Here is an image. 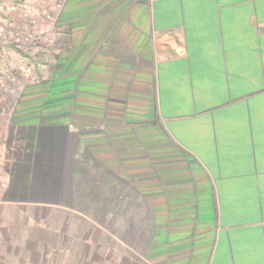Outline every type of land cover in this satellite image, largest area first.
I'll list each match as a JSON object with an SVG mask.
<instances>
[{
    "label": "crops",
    "instance_id": "1",
    "mask_svg": "<svg viewBox=\"0 0 264 264\" xmlns=\"http://www.w3.org/2000/svg\"><path fill=\"white\" fill-rule=\"evenodd\" d=\"M60 25L0 210L56 197L125 264H264V0H69Z\"/></svg>",
    "mask_w": 264,
    "mask_h": 264
},
{
    "label": "rangeland",
    "instance_id": "2",
    "mask_svg": "<svg viewBox=\"0 0 264 264\" xmlns=\"http://www.w3.org/2000/svg\"><path fill=\"white\" fill-rule=\"evenodd\" d=\"M33 132L17 115L2 128L0 142H33ZM33 194L26 204L0 210V264H125L119 248L105 246L103 229L92 228L81 215L74 220L71 213H58L56 197ZM46 202L54 206H39ZM60 203L72 206L67 199Z\"/></svg>",
    "mask_w": 264,
    "mask_h": 264
},
{
    "label": "built area",
    "instance_id": "3",
    "mask_svg": "<svg viewBox=\"0 0 264 264\" xmlns=\"http://www.w3.org/2000/svg\"><path fill=\"white\" fill-rule=\"evenodd\" d=\"M69 0H0V129L8 127L30 91L47 81ZM1 138V136H0ZM8 181L0 170V192Z\"/></svg>",
    "mask_w": 264,
    "mask_h": 264
},
{
    "label": "water",
    "instance_id": "4",
    "mask_svg": "<svg viewBox=\"0 0 264 264\" xmlns=\"http://www.w3.org/2000/svg\"><path fill=\"white\" fill-rule=\"evenodd\" d=\"M140 1H142V0H140Z\"/></svg>",
    "mask_w": 264,
    "mask_h": 264
}]
</instances>
